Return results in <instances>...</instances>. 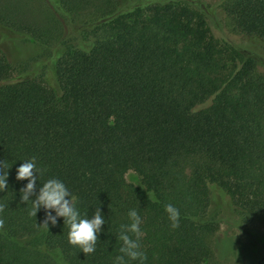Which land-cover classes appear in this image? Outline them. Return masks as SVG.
<instances>
[{
	"label": "trees",
	"instance_id": "trees-1",
	"mask_svg": "<svg viewBox=\"0 0 264 264\" xmlns=\"http://www.w3.org/2000/svg\"><path fill=\"white\" fill-rule=\"evenodd\" d=\"M46 1L39 20L25 1L0 0V31L50 52L19 72L0 47V264H113L130 209L144 264H216L212 205L264 223V74L229 40L264 44V0ZM33 158L37 189L56 178L82 217L100 207L94 253L68 243L62 218L47 229L44 211L20 202L16 168Z\"/></svg>",
	"mask_w": 264,
	"mask_h": 264
},
{
	"label": "clouds",
	"instance_id": "clouds-1",
	"mask_svg": "<svg viewBox=\"0 0 264 264\" xmlns=\"http://www.w3.org/2000/svg\"><path fill=\"white\" fill-rule=\"evenodd\" d=\"M3 162L0 163V167ZM40 170L36 167L34 158L23 161L16 168L15 179L17 181H27L20 189V202L26 204L31 202L32 212L30 215L44 211V219L40 226L48 229L49 224L55 226L57 219L62 218L63 225H67L68 243L79 248L80 253L85 257L95 252L98 237L102 232V226L106 220L100 211V207L95 209L90 218L80 215L76 209V198L69 192L65 184L56 178H50L36 188ZM8 171L0 174V192L8 188ZM164 211L168 215L171 227L177 226L178 211L171 205L166 204ZM128 223L120 226L118 239L121 242L119 248L120 255H117L113 264H126L127 261H135L137 264H144V254L140 250L139 240L143 235L140 224L141 218L135 209L127 212Z\"/></svg>",
	"mask_w": 264,
	"mask_h": 264
},
{
	"label": "rangeland",
	"instance_id": "rangeland-1",
	"mask_svg": "<svg viewBox=\"0 0 264 264\" xmlns=\"http://www.w3.org/2000/svg\"><path fill=\"white\" fill-rule=\"evenodd\" d=\"M28 5L32 14L45 19L46 9L50 7L46 0H23ZM207 6L218 5L220 0H201ZM51 8V7H50ZM219 12V9H218ZM65 26V27H64ZM65 36L70 35V29L63 25ZM213 33L219 36L216 28ZM230 41L255 52L257 58L258 71L264 74V44L257 42L248 45L237 38L229 37ZM0 47L9 62L19 67V72L31 67L35 61L46 57L50 52L42 45L33 40L14 34L7 30L0 31ZM128 184L136 185L138 177L133 172L125 175ZM210 197L214 203L228 206L233 209L228 198L216 186H210ZM212 213H220L221 224L213 239V250L216 264H264V223L259 220L242 222L235 212H221L214 205L211 206Z\"/></svg>",
	"mask_w": 264,
	"mask_h": 264
}]
</instances>
